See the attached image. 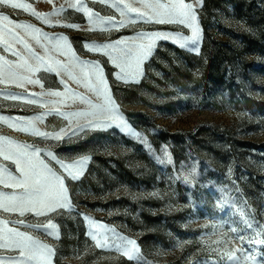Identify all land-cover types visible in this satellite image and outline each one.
Returning <instances> with one entry per match:
<instances>
[{"label":"rangeland","instance_id":"rangeland-1","mask_svg":"<svg viewBox=\"0 0 264 264\" xmlns=\"http://www.w3.org/2000/svg\"><path fill=\"white\" fill-rule=\"evenodd\" d=\"M17 2L28 4V11L9 7L0 11L40 29L39 45L32 29L15 31L44 63L39 72L24 74L40 79L39 84L27 79L20 84L0 83V145L12 141V147L39 149L38 158L64 181L69 204L55 212L45 210L44 215H36L38 207L33 208L21 216L18 209L4 211L6 201L0 197V233L6 227L25 232L52 250L51 264H251L238 251L242 242L231 231L236 227L251 248L247 255L255 256L256 264H264V245L255 243L264 239V51L244 46L241 38L247 35L258 40L259 46L264 44V0H219L209 6L206 0H183L192 5L196 16L198 52L191 45L182 49L171 39L154 40L140 74L121 79L116 78L120 70L105 54L111 49L103 45L127 38L147 43L136 39L138 34L191 36V29L149 19L143 3L152 0ZM86 8L93 13L91 18ZM4 27L0 22V36ZM212 40L235 54L222 84L203 89L197 66L187 70L184 60L188 55L199 56L207 65L214 49ZM57 44L69 56L76 53L70 70L79 83L43 70L55 68V61L64 59L52 50ZM12 47L21 52V59H28L22 45L13 43ZM0 57L16 59L4 51L3 42ZM85 61L100 63L107 81L104 96L98 97L90 82L81 80V70H87ZM174 68L187 70L189 77L182 75L184 71L173 75ZM101 105L115 108L114 114L122 121L113 122V113L102 112ZM212 128L213 147L227 150L232 146L231 153L207 155L202 148L208 146V137L201 145L194 144L193 135ZM40 133H59L62 139ZM48 152L78 179L69 176ZM81 160L83 164L78 163ZM15 167L11 159L0 155V169L18 175ZM0 178H6L3 172ZM19 191L0 184L2 193ZM48 219L56 225L58 238L39 227ZM20 220L23 225L16 223ZM95 224L109 230L111 243L96 246L92 239ZM120 237L136 241L139 251L133 250L132 258L123 247L117 250ZM250 240L254 243L249 244ZM9 255L18 253L0 249V257Z\"/></svg>","mask_w":264,"mask_h":264},{"label":"snow or ice","instance_id":"snow-or-ice-1","mask_svg":"<svg viewBox=\"0 0 264 264\" xmlns=\"http://www.w3.org/2000/svg\"><path fill=\"white\" fill-rule=\"evenodd\" d=\"M0 7L28 11V4L17 2V0H0ZM69 7L75 6L69 5ZM143 7L149 11V19H153L155 22L161 24H183L191 29L192 35L181 36L178 33L175 36L160 33L155 35L138 34L136 39L146 40L147 43L137 44L132 38H127L117 40L111 45H103L106 50L109 48L111 49V51H106L105 54L108 56V59L112 61L115 68L120 70L116 73L117 79L124 77L134 78L140 74V65L151 55L154 40L171 39L174 44H179V47L182 49L191 45V50L198 52L200 33L195 23L196 16L192 11V5L183 3V0H177V2H171V0H169V2H164V0H152L151 3L144 2ZM125 8H128L129 11H135L134 8H130L128 5H125ZM85 11L91 18L93 13L87 8ZM32 14L36 16L40 15L35 12ZM138 15L141 17L144 16L143 13H138ZM0 22L7 25V27L3 28V35L0 36V42L4 43V51L16 58L15 60L9 61L0 57V61H3V63H0V83H4L5 80H8L20 84L27 79L28 83L39 84L41 82L40 79H29L24 74L39 72V65L44 63V58L34 51L15 29H24L25 32L32 29V35L38 45L41 44L40 29H36L32 25L21 24L2 11H0ZM118 27L119 25H117V28ZM44 35L45 38L51 39L47 37V34ZM59 39L67 40L66 37L57 38V40ZM13 43L23 46L24 50L29 54L28 59H21V52L12 47ZM65 47L69 46L65 45ZM52 50L58 51V55L63 56L64 59L56 60L55 68L45 66L43 70L45 72H56L58 76L66 75L69 79L76 80L77 83H79L80 80H77V77L70 70L73 68L72 60L76 59V53L73 51L70 56L67 55L65 51L60 50L59 44ZM47 51H49V49L45 48V52ZM29 60L33 61L35 66L30 64ZM82 63L87 70H81V80L90 82L89 87L92 91L96 92L98 97L104 96L106 89L103 86L107 81L104 76L101 75L103 69L100 63L87 61ZM61 83H64L63 79H61ZM52 95H59V93H52ZM13 99H15V96ZM109 103H111L110 100ZM100 107L102 112L108 111L113 113V115L110 116L113 122L118 120L122 121V117H118L114 114L116 112L115 108L109 109L104 105ZM105 126L110 127L111 124ZM116 126L121 127L122 125L117 123ZM40 135L46 138L51 137L56 140L62 139L59 133H40ZM12 144V141H8L7 145H0V155H2L5 160H12L16 166L15 173H18V175L6 169H0V172H3L6 176V178H0V184H4L6 187L19 188L21 191L12 193L0 192V197H3L6 201L4 204V211H9V208L12 210L18 209L20 215L23 216L26 211L38 207L36 215H44L45 210L55 212L57 208H64L68 205L69 201L65 195L67 189L64 187V181L48 166V164L38 158L40 150H27L29 149L27 145L12 147ZM47 156L56 160L61 167L68 171V175L72 176L74 180L78 179V176L73 174V172L64 165L61 160L57 159L52 152H48ZM78 163L83 164L84 161L81 160ZM7 223L11 224L13 222L7 221ZM16 223L23 225L24 221L20 220L16 221ZM39 227H41L44 232H47L48 235H57L58 238L56 225L52 223L51 219H48L47 224L39 225ZM247 227L251 228L252 225L249 224ZM108 231V229L100 224L94 225L92 239L96 241L97 247H103L111 243L110 237L107 235ZM231 231L233 233H238V238L242 242V247L238 250L240 254L245 257L246 261L250 260L251 264H256V257L247 255V253L251 251V248L243 243L244 236L239 234V229L232 227ZM262 235H264V233H262ZM120 240L122 243L116 245V248L119 251L123 247L125 254H128L129 258H132L133 250L136 252L139 251L136 246V241L126 240L124 237H120ZM251 243H254V241L250 240L249 244ZM255 243L264 245V239L255 241ZM127 245H131L132 248H127ZM0 249L18 253V255L0 257V264H5V262H7V264H51L49 257L53 254L50 248L41 245L31 236L15 227H6L3 232L0 233ZM261 253V260H264V249H261ZM232 259L233 257L229 255V260Z\"/></svg>","mask_w":264,"mask_h":264},{"label":"trees","instance_id":"trees-1","mask_svg":"<svg viewBox=\"0 0 264 264\" xmlns=\"http://www.w3.org/2000/svg\"><path fill=\"white\" fill-rule=\"evenodd\" d=\"M219 2V0H206L205 5L209 6L210 4L215 5ZM262 21L264 22V15L262 16ZM204 28H205V24H204ZM263 30H261L262 32ZM263 33V32H262ZM242 40H243V44L244 46L247 47H251V48H258L261 49L262 51H264V44L262 46H259V41L249 37L247 35H242L241 36ZM212 45L214 47V49H211V52L209 53V62L207 63V65L202 64V62L200 61L199 56H186V59L184 60L185 64L187 65V70L196 65L197 69L200 71L199 75L202 77V79L204 80L205 85H203V89L206 88L207 85L213 84V85H220L222 84V76L223 73L227 67V65H230V59L231 57L235 54V50L232 49H225L220 47V43L216 42L214 40H212ZM175 71H173V75L176 76V74L181 73L182 75L189 77L188 73L185 72L187 70H180L179 68H174ZM199 81L198 80V85H199ZM215 128H212L210 130H202L200 132L197 133V135H193L192 140H196V142H194V144H202L203 141H205V139H207V137L211 140L209 142H207L208 146L206 148H202L204 152H206L207 155H215L216 157H221V153H231L232 150L229 147L227 150H224L220 147L214 148L213 145L214 143L212 142L213 139L212 135L215 134L214 132ZM213 131V132H212ZM204 139V140H203ZM203 140V141H202ZM207 141V140H206ZM231 142L234 144H239V145H245L244 142H234L233 140H231ZM223 150V152H222Z\"/></svg>","mask_w":264,"mask_h":264}]
</instances>
